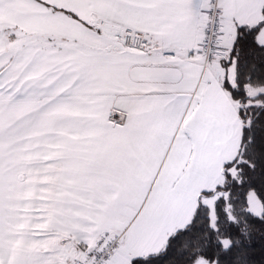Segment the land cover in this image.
Returning a JSON list of instances; mask_svg holds the SVG:
<instances>
[{"label": "crops", "instance_id": "1", "mask_svg": "<svg viewBox=\"0 0 264 264\" xmlns=\"http://www.w3.org/2000/svg\"><path fill=\"white\" fill-rule=\"evenodd\" d=\"M204 2L0 0V264H71L105 231L121 236L110 264H130L162 251L222 183L243 135L224 85L235 65L131 52L108 32L186 54ZM221 2L231 41L264 19V0ZM9 35L32 41L8 62Z\"/></svg>", "mask_w": 264, "mask_h": 264}, {"label": "trees", "instance_id": "2", "mask_svg": "<svg viewBox=\"0 0 264 264\" xmlns=\"http://www.w3.org/2000/svg\"><path fill=\"white\" fill-rule=\"evenodd\" d=\"M263 23L239 26L224 60L226 68L235 65L234 83L224 85L243 117L238 156L225 163L222 183L202 192L191 222L175 231L162 251L130 264H196L198 258L214 264H264V90L256 95L248 90L264 88V45L257 40ZM252 193L260 200L259 214L250 208ZM213 196L212 205L204 202Z\"/></svg>", "mask_w": 264, "mask_h": 264}, {"label": "built area", "instance_id": "3", "mask_svg": "<svg viewBox=\"0 0 264 264\" xmlns=\"http://www.w3.org/2000/svg\"><path fill=\"white\" fill-rule=\"evenodd\" d=\"M200 12L206 20L194 47L186 54L164 46L160 40L143 32L120 29L108 32L128 51L164 58L184 57L209 68L214 60L229 57L232 41L226 21V7L221 0H205ZM114 120L120 121L117 117ZM121 250V236L105 231L97 237L91 248L74 258L71 264H110Z\"/></svg>", "mask_w": 264, "mask_h": 264}, {"label": "rangeland", "instance_id": "4", "mask_svg": "<svg viewBox=\"0 0 264 264\" xmlns=\"http://www.w3.org/2000/svg\"><path fill=\"white\" fill-rule=\"evenodd\" d=\"M19 34V33H18ZM11 36L9 35L8 39H7V44H8V52L7 54L3 55V59L8 61L10 60V58L14 57V54L17 50L20 49V47L22 45L24 46H28L32 40H29V38H18V39H14L12 40L10 38ZM250 89V87H248V90ZM253 90V89H252ZM256 90H253V92L255 93ZM231 173L233 175H235L237 173V170L235 167H233L231 170ZM253 195V200L251 198V206L250 208L255 210V204H258V207H259V210H261V203H260V200L258 199V196L254 193H252ZM226 244H228V242H226ZM196 264H214V263H209L208 261H206L204 258H198L197 261H196Z\"/></svg>", "mask_w": 264, "mask_h": 264}, {"label": "snow or ice", "instance_id": "5", "mask_svg": "<svg viewBox=\"0 0 264 264\" xmlns=\"http://www.w3.org/2000/svg\"><path fill=\"white\" fill-rule=\"evenodd\" d=\"M261 67H264V64H261ZM217 264H219V261H217Z\"/></svg>", "mask_w": 264, "mask_h": 264}]
</instances>
